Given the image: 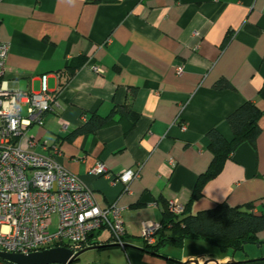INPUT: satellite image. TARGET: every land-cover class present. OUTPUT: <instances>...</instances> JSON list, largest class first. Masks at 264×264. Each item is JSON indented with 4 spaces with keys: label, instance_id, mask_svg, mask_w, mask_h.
Masks as SVG:
<instances>
[{
    "label": "crops",
    "instance_id": "obj_1",
    "mask_svg": "<svg viewBox=\"0 0 264 264\" xmlns=\"http://www.w3.org/2000/svg\"><path fill=\"white\" fill-rule=\"evenodd\" d=\"M0 41L10 44L3 80L39 91L47 74L50 91L60 98L42 125L29 128L38 141L33 150L76 175L99 207L115 201L125 207L128 246L87 250L86 263L264 264V231L260 243L240 250L186 239L164 245L162 256L146 249L141 237L144 225L162 222L174 198L189 214L220 202H252L255 213L264 212V0H1ZM221 78L233 88L216 89ZM247 101L263 112L256 143L240 144L192 200L212 159L208 132L218 129L231 140L227 117ZM128 102L138 115L129 132L132 118L125 116L94 133L73 135L93 113L107 116ZM23 109L26 116L27 104ZM21 144L28 147L26 139ZM97 162L111 177L94 173ZM138 168L140 177L128 192L112 179ZM57 221L54 216L53 229ZM91 238L113 243L107 230Z\"/></svg>",
    "mask_w": 264,
    "mask_h": 264
},
{
    "label": "built area",
    "instance_id": "obj_2",
    "mask_svg": "<svg viewBox=\"0 0 264 264\" xmlns=\"http://www.w3.org/2000/svg\"><path fill=\"white\" fill-rule=\"evenodd\" d=\"M9 48L8 42L0 41V252L30 254L66 247L75 254L90 246V237L102 230L110 233L113 243L122 245L127 234L125 207L117 201L99 207L92 191L76 175L52 156L33 150L38 141L28 133L29 128L42 125L45 114L60 107V98L50 91L47 74L40 77L39 91H22L3 80ZM91 69L102 73L95 64ZM183 71V66L176 67L178 74ZM23 139L27 148L21 144ZM93 171L111 177L102 162H97ZM139 177L140 168L112 179L120 181L128 192L130 183ZM168 209L181 215L185 205L174 198L168 200ZM54 216L58 221L53 229ZM161 228V222L143 226L141 237L147 246L157 243Z\"/></svg>",
    "mask_w": 264,
    "mask_h": 264
},
{
    "label": "trees",
    "instance_id": "obj_3",
    "mask_svg": "<svg viewBox=\"0 0 264 264\" xmlns=\"http://www.w3.org/2000/svg\"><path fill=\"white\" fill-rule=\"evenodd\" d=\"M227 42L228 38L224 40V44ZM70 68L75 69L77 65L72 64ZM214 87L216 89L233 88L225 78L219 79ZM260 96L264 98V87L260 91ZM262 114L258 105L247 101L227 117V123L233 132L231 140H227L218 129L214 128L208 132L212 159L208 169L199 176L195 184L192 200L202 194L204 185L220 173L226 161L232 157L240 144L248 142L254 145L256 143L262 131L259 124ZM125 116L132 118V124L125 129L127 133L138 119V115L132 110V103L129 102L116 106L107 116L93 113L81 127L73 132V135L94 133L105 126L121 121ZM254 207L252 202L237 206L220 202L196 214L187 213L185 207L181 215H175L169 211L167 201L161 222L162 228L157 234V243L152 247L145 244V248L160 253L159 249L164 245L169 243L180 245L186 239H202L222 251L240 250L245 244L260 243L258 234L264 231V212L257 214L254 212ZM89 242L92 243L91 237ZM0 264L12 263L0 259Z\"/></svg>",
    "mask_w": 264,
    "mask_h": 264
},
{
    "label": "water",
    "instance_id": "obj_4",
    "mask_svg": "<svg viewBox=\"0 0 264 264\" xmlns=\"http://www.w3.org/2000/svg\"><path fill=\"white\" fill-rule=\"evenodd\" d=\"M109 246L127 247L128 245L125 243H123L122 245L117 243H112L107 245H99L96 243H91L90 246L80 250L75 254H73V252L66 247H57V248H52L30 254L0 252V259L5 260L12 264H73L74 262L78 261L80 256L87 250L100 249L102 247H109ZM160 250H162V248H160L159 251ZM152 253L154 255L162 256L158 251ZM210 261L211 260H208L204 264H208ZM191 262H193L194 264H199V260L197 259L191 260ZM189 263L190 261L185 264H189Z\"/></svg>",
    "mask_w": 264,
    "mask_h": 264
},
{
    "label": "rangeland",
    "instance_id": "obj_5",
    "mask_svg": "<svg viewBox=\"0 0 264 264\" xmlns=\"http://www.w3.org/2000/svg\"><path fill=\"white\" fill-rule=\"evenodd\" d=\"M23 110H24V109H23ZM24 112H25V110H24ZM86 262H88V261L86 260V258L83 257V256L81 255L80 258H79V260L76 261V262H74L73 264H88V263H86Z\"/></svg>",
    "mask_w": 264,
    "mask_h": 264
}]
</instances>
